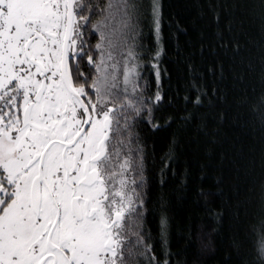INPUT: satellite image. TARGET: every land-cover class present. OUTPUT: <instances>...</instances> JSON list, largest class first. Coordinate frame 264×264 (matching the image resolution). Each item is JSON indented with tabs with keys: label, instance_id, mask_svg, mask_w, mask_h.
Here are the masks:
<instances>
[{
	"label": "snow or ice",
	"instance_id": "snow-or-ice-1",
	"mask_svg": "<svg viewBox=\"0 0 264 264\" xmlns=\"http://www.w3.org/2000/svg\"><path fill=\"white\" fill-rule=\"evenodd\" d=\"M244 9L264 33V0ZM162 20L160 0H0V264H172L166 212L163 260L146 228L137 131L160 127ZM253 115L264 126V95ZM245 203L260 232L243 264H264V175Z\"/></svg>",
	"mask_w": 264,
	"mask_h": 264
},
{
	"label": "trees",
	"instance_id": "trees-1",
	"mask_svg": "<svg viewBox=\"0 0 264 264\" xmlns=\"http://www.w3.org/2000/svg\"><path fill=\"white\" fill-rule=\"evenodd\" d=\"M160 2L163 101L153 121L160 127L137 129L146 156L142 191L150 243L163 260L158 225L166 212L172 264H243L249 240L260 232L259 224L257 237L247 230L245 201L264 175V126L253 115L264 95V33L258 23L247 27L245 0ZM151 30L146 20L143 42L154 46ZM144 75L154 94L151 62Z\"/></svg>",
	"mask_w": 264,
	"mask_h": 264
},
{
	"label": "flooded vegetation",
	"instance_id": "flooded-vegetation-1",
	"mask_svg": "<svg viewBox=\"0 0 264 264\" xmlns=\"http://www.w3.org/2000/svg\"><path fill=\"white\" fill-rule=\"evenodd\" d=\"M93 42H95V41L93 40Z\"/></svg>",
	"mask_w": 264,
	"mask_h": 264
}]
</instances>
